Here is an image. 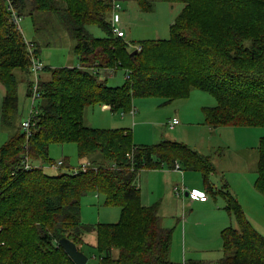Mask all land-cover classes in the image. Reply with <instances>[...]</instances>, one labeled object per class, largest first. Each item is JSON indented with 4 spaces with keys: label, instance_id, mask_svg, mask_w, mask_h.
<instances>
[{
    "label": "trees",
    "instance_id": "16d2710c",
    "mask_svg": "<svg viewBox=\"0 0 264 264\" xmlns=\"http://www.w3.org/2000/svg\"><path fill=\"white\" fill-rule=\"evenodd\" d=\"M137 1L150 9L149 0ZM165 1L184 3L170 37L143 40L140 50H130L136 43L113 33L111 0H0L2 124H16L21 82H28V96L34 84L29 46L16 17H34V10L59 14L76 40L78 56L76 66L45 65L32 135L27 137L20 121L0 146V264H77L60 244L62 237L88 255L87 264H181L170 256L172 229L162 225L157 204L142 203L136 179L143 169L178 164L201 171L212 187V161L183 142L136 144L131 128L88 126L85 111L101 103L129 113L138 96L170 103L198 89L217 100L203 108L212 128L264 126V0ZM91 25L106 35H92ZM35 45L40 48L38 41ZM118 69L126 80L110 86L102 71ZM71 142L88 160L86 171L48 174L43 165L25 168L26 156L34 164L58 163L50 157L51 144ZM258 174L255 186L264 194V137ZM90 192L104 194L106 205L120 206L119 221L84 223L82 198ZM227 209L238 226L221 232L223 257L184 264H264V235L233 196ZM88 233L96 236L92 244L84 238ZM87 246L92 251H85Z\"/></svg>",
    "mask_w": 264,
    "mask_h": 264
},
{
    "label": "rangeland",
    "instance_id": "374dc122",
    "mask_svg": "<svg viewBox=\"0 0 264 264\" xmlns=\"http://www.w3.org/2000/svg\"><path fill=\"white\" fill-rule=\"evenodd\" d=\"M112 1V0H111ZM122 4L120 13L121 22L118 23L126 32V39L129 42L136 44L130 45V50L137 48L138 42L149 39H168L170 37V28L176 17L181 13L184 8V3L181 2H168L165 0H149L151 3L150 9L143 8L137 0H119ZM113 4V2H112ZM113 14V5L112 12ZM35 18V19H33ZM15 23L23 32L28 46L33 41H38L40 48L35 45V54L43 61L44 66L63 67V66H76L78 64V56L74 50L76 40L72 36L70 30L62 21L59 14L50 12H39L34 10V17L26 15L24 17L15 18ZM90 33L96 37H103L106 35L103 29L99 26L91 25L88 27ZM139 48V47H138ZM141 49V48H140ZM138 49V50H140ZM39 54L37 53V51ZM30 52V51H29ZM31 58V57H30ZM32 61V60H31ZM32 70V66H31ZM44 73L41 71V75ZM104 74V73H103ZM105 75V74H104ZM47 76V75H46ZM41 78V76H40ZM108 83L110 86L122 85L126 80L124 70H116L115 73L108 74ZM33 80V79H32ZM28 82L25 80L19 85V100H20V113L16 118V124L13 126H6L0 121V146L3 145L16 131L17 123L29 118L31 111L37 110L40 98L34 102L30 96L27 95ZM148 99L156 102L160 110L151 113L152 121L159 114V112H166L169 105L177 106L179 109L186 110L185 116L191 120V125L188 126L190 134L184 140L190 148L194 149L200 154L204 151L212 150V159H218L221 165L224 166L223 174L219 171L211 176V179L216 182L219 188H224L221 179L222 175L231 182L230 193L239 197L242 208L248 219L253 226L264 235V194L257 190L255 182L258 178V162H259V145L261 138L264 137V126H219L224 132H215L210 134L212 128L205 125L200 118V110L204 105H216L217 100L214 96L201 90H193L190 97L165 103L163 98L160 97H136L133 104L139 106V102L135 104V100ZM2 101V93L0 92V107ZM211 103V104H210ZM104 104H95L88 106L85 111L88 123H91L97 128H107L110 121L114 120L118 124L116 128L124 127L125 123L133 121V115L126 113V119L123 118L122 112H113L112 110H104ZM203 110V109H202ZM147 116V114H146ZM201 116H204V111ZM205 117V116H204ZM209 126V127H208ZM237 130L235 133L231 132ZM205 137H204V136ZM139 140V137L137 138ZM153 141L150 144H156L162 141L160 134L156 133ZM207 149V150H206ZM207 154V153H206ZM50 157L53 161L58 162L63 160L65 165L55 167L50 163L36 162L35 164L43 165L48 174L60 173H73L83 163L88 160L81 158L78 153V145L75 142L71 143H52L50 146ZM236 186V188L234 187ZM228 195V194H227ZM211 202H219V206L224 209L226 200L223 196L216 198L211 197ZM226 227H237V219L233 212ZM121 216V207L116 205H106L105 195L102 193L90 192L82 198V221L86 224L97 223H115L119 221ZM209 214L201 217L198 226L191 225L185 230L183 236V229H181V237L177 231V219L164 218L162 225L172 229V256L174 259L181 256L180 260L176 262L184 264L194 258L202 257L208 261H218L223 257V242L222 235L212 230L211 220ZM182 225L179 222L178 225ZM223 228V229H224ZM93 236L95 238H93ZM84 238L92 244L96 241V236L88 233ZM94 241V242H95ZM186 253V256H183ZM85 251L90 252L92 248L87 246ZM184 257V258H183ZM204 261V260H203ZM93 263L96 261L93 260Z\"/></svg>",
    "mask_w": 264,
    "mask_h": 264
},
{
    "label": "crops",
    "instance_id": "0c3cea01",
    "mask_svg": "<svg viewBox=\"0 0 264 264\" xmlns=\"http://www.w3.org/2000/svg\"><path fill=\"white\" fill-rule=\"evenodd\" d=\"M115 73L116 71L112 70H103L102 73L103 77L107 78L108 74ZM108 79V78H107ZM28 86V85H27ZM26 87V91H27ZM0 92L2 93V98L6 94L5 87L0 84ZM181 100V99H180ZM178 101V100H175ZM2 102V101H1ZM139 102V106L134 105L135 113L133 115V121L130 123H125L124 127L122 128H131L134 134V141L136 144H149L156 135V133L160 134L162 137V141H177V142H183L185 138L187 137V134H190V131L188 129V126L191 125V120L188 118V116H185L186 110L179 109L177 106H171L169 105V109L166 110V112L162 113L159 112L157 116L153 119H156L155 121L149 120L151 119V113L154 116L155 112H158L160 108H158L156 102L153 100L147 99H140L139 101L135 100V104ZM171 103V102H170ZM211 104V103H210ZM214 105H204L201 107L200 110V118L201 121L205 122V117L201 116L203 113L204 107H210ZM1 109V107H0ZM104 110H110L111 108L104 104ZM147 114V116H146ZM127 115V114H126ZM126 115L123 116L124 119H126ZM174 118H178L179 122L175 124L173 127L171 126V123ZM110 125L107 128H116L115 125H117V122H114V120H110ZM85 123L88 126L94 127L91 123H88L87 117L85 116ZM206 125V123H204ZM209 127V126H208ZM228 128H231V126H228ZM210 134H214L215 132L222 131L221 128H210ZM237 130H233L231 132L235 133ZM204 136V135H203ZM206 136V135H205ZM204 136V137H205ZM139 137V140L137 138ZM160 141V142H162ZM159 142V143H160ZM207 150V149H206ZM212 150L209 149L208 151H204L205 153L201 154L205 157H209L212 161V164L214 166V170L211 172L212 174L218 173L219 171L221 174H223L224 166L221 165V163L218 161V159H212ZM207 153V154H206ZM38 165V164H37ZM210 173L209 179L210 184L212 187L207 185L205 183L204 174L201 171L198 170H192V169H186L184 167L182 168H170V167H164V168H153V169H143L139 172L137 179H136V185L139 187L140 194H141V201L146 206H151L154 204L158 205V213L161 217V223H163L164 218L166 219H177V231L181 235V229H183L182 233L183 236L185 234V230L188 229L191 225L198 226L201 217L206 216L209 214L212 230L217 233L222 232L223 228L226 226V224L229 222V219L231 218V214H226L225 211L228 213L229 210L227 209L228 206V198L229 196H233L236 198L240 204L241 201L238 196L230 193L231 191V182L228 181L224 175H222L221 178H218V180L221 179L222 182H219V184L224 185V188H219L211 179L212 174ZM218 183V182H217ZM178 185H185L189 189H198L203 192H206L209 196V199L207 201H196L191 200L188 196L183 194H177L175 191V187ZM236 188V186L234 185ZM213 188V189H211ZM228 194V195H227ZM223 196L226 200V206H224V209L219 206V202L213 203L211 202V197H218ZM242 206V204H241ZM179 222L182 223V225H178ZM169 228V227H168ZM93 238H95L93 236ZM95 241V240H94ZM93 241V242H94ZM171 259L173 261L180 260V257H174L172 256V249H171ZM183 256H186V253H184L183 250ZM183 257V258H184ZM196 260H204L202 257L194 258ZM176 262V261H175Z\"/></svg>",
    "mask_w": 264,
    "mask_h": 264
},
{
    "label": "built area",
    "instance_id": "2783aa9c",
    "mask_svg": "<svg viewBox=\"0 0 264 264\" xmlns=\"http://www.w3.org/2000/svg\"><path fill=\"white\" fill-rule=\"evenodd\" d=\"M113 2V14L111 16V24H112V29H113V33L116 36H120V37H125L126 36V32L122 27L118 26V23L121 22L120 19V11L122 10V4L119 0H112ZM17 20V17H16ZM35 44L31 43L29 45V51H30V57L32 60V72L34 75V84L32 87V96H30L33 100V102L40 97V91H39V80H40V76H41V71H43L44 69V64L43 61L40 59L39 56H37L35 54ZM139 47V48H138ZM137 48L140 49L141 46H138ZM130 75L127 74V78H129ZM130 114L134 115L135 113V108L133 107V109L129 112ZM126 115L125 112H122V116ZM35 116H36V109L34 107V109L31 111V114L29 116L28 119L24 120L21 122V127L23 129V131L26 133L27 137L29 138L32 133L33 130L32 128L35 126ZM179 122L178 118H174L171 126L173 127L175 124H177ZM63 164V161H59L58 163L54 164L55 167H60ZM24 166L27 170H32L35 166H37V164H34L31 159L26 156L24 158ZM177 168H179V165H176ZM89 168V164L83 163L78 169L75 170V172L77 173L79 170H83L86 171ZM175 191L177 194H183L188 196L191 200H196V201H207L209 199V196L206 192H203L201 190L198 189H189L188 187H186L185 185H178L175 187Z\"/></svg>",
    "mask_w": 264,
    "mask_h": 264
},
{
    "label": "water",
    "instance_id": "95a60500",
    "mask_svg": "<svg viewBox=\"0 0 264 264\" xmlns=\"http://www.w3.org/2000/svg\"><path fill=\"white\" fill-rule=\"evenodd\" d=\"M137 52L138 50H135L133 53ZM60 244L77 264H87L89 260L88 255L80 250L78 245L73 240L67 237H62L60 239Z\"/></svg>",
    "mask_w": 264,
    "mask_h": 264
}]
</instances>
